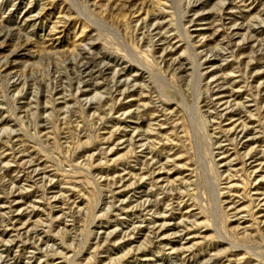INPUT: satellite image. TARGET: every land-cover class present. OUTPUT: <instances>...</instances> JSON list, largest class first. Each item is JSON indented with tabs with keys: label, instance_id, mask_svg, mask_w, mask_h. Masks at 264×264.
Instances as JSON below:
<instances>
[{
	"label": "rangeland",
	"instance_id": "374dc122",
	"mask_svg": "<svg viewBox=\"0 0 264 264\" xmlns=\"http://www.w3.org/2000/svg\"><path fill=\"white\" fill-rule=\"evenodd\" d=\"M262 8L0 0V264H264Z\"/></svg>",
	"mask_w": 264,
	"mask_h": 264
},
{
	"label": "bare ground",
	"instance_id": "6f19581e",
	"mask_svg": "<svg viewBox=\"0 0 264 264\" xmlns=\"http://www.w3.org/2000/svg\"><path fill=\"white\" fill-rule=\"evenodd\" d=\"M230 1V0H229ZM231 1H236V0H231ZM223 2V1H222ZM192 3V2H191ZM235 3V2H234ZM130 4V3H129ZM132 4V3H131ZM130 4V5H131ZM241 4V3H240ZM225 5V4H224ZM134 6V5H133ZM237 6V5H236ZM190 7V6H189ZM132 8V7H131ZM133 9V8H132ZM142 9V8H141ZM229 9V8H228ZM226 10V9H225ZM230 10H231V8H230ZM232 10H234L233 8H232ZM222 11H223V9H222ZM259 11H261L260 12V14L262 13H264V8H262L261 10H259ZM159 12V11H158ZM153 13V12H152ZM157 15V14H156ZM203 15V14H202ZM151 16V15H150ZM198 16V15H197ZM260 16V15H259ZM195 17V16H194ZM232 17V16H231ZM142 18V17H141ZM193 18V17H192ZM230 18V17H229ZM143 19V18H142ZM145 19V18H144ZM143 19V20H144ZM155 19V18H154ZM150 20H153V19H150ZM158 20H159V18H158ZM191 20V19H190ZM202 20V19H201ZM26 21V20H25ZM230 21V20H229ZM150 22V21H149ZM199 22V21H198ZM225 22V21H224ZM257 22V21H256ZM196 23V22H195ZM214 23V22H213ZM252 23V22H251ZM255 23V22H254ZM59 24V23H58ZM224 23H222V25H223ZM226 24V23H225ZM229 24V23H228ZM236 24V23H235ZM215 25V24H214ZM227 25V24H226ZM242 25V24H241ZM152 26V25H151ZM195 26V25H194ZM221 26V25H220ZM240 26V25H239ZM145 27V26H144ZM154 26H152V28H153ZM222 27V26H221ZM234 27V26H233ZM232 28V27H231ZM236 28V27H235ZM249 28H250V26H249ZM252 28V27H251ZM156 29V28H155ZM159 29V28H158ZM222 29H223V27H222ZM233 29V28H232ZM219 30H221V29H219ZM226 30V29H225ZM255 30V29H254ZM212 31V30H211ZM214 31V30H213ZM159 32V31H158ZM230 32V31H229ZM225 33V32H224ZM242 33V32H241ZM152 34H153V31H152ZM151 34V35H152ZM160 34V33H159ZM255 34V33H254ZM253 34V35H254ZM148 35V34H147ZM224 35V34H223ZM229 35V34H228ZM258 35V34H257ZM225 36V35H224ZM230 36V35H229ZM245 36V35H244ZM243 36V37H244ZM154 37V36H153ZM200 37V36H199ZM259 37V36H258ZM151 38V37H150ZM162 38V37H161ZM160 39V38H159ZM209 39V38H208ZM222 39H223V37H222ZM27 40V39H26ZM163 40V39H162ZM229 40V39H228ZM232 40V39H231ZM252 40V39H251ZM199 41V40H198ZM235 41V40H234ZM237 41V40H236ZM239 41V40H238ZM237 41V43H240V42H238ZM257 41V40H256ZM25 42V41H24ZM221 42V41H220ZM222 42H223V40H222ZM233 42V41H232ZM27 43H29V42H27ZM198 43V42H197ZM206 43V42H205ZM225 43V42H224ZM246 43V42H245ZM264 43V42H263ZM202 44V43H201ZM231 44V43H230ZM241 44H242V42H241ZM223 45V44H222ZM242 45H244V43L242 44ZM256 45V44H255ZM228 46V45H227ZM195 48L197 47V46H194ZM219 47V46H218ZM225 47V46H224ZM237 47H238V45H237ZM22 48V47H21ZM240 48H242V46L240 47ZM239 49V48H238ZM23 50V49H22ZM25 50V49H24ZM209 50V49H208ZM230 50V49H229ZM204 51V50H203ZM169 52V51H168ZM241 52V51H240ZM239 52V53H240ZM164 53V52H163ZM163 53H162V55H163ZM209 53V52H208ZM210 54V53H209ZM221 54H222V52H221ZM237 54V53H236ZM196 55V54H195ZM208 56V55H207ZM214 56V55H213ZM225 56V55H224ZM211 58H213L212 56H210ZM215 57V56H214ZM160 58V57H159ZM234 58V57H233ZM12 59V58H11ZM246 59V58H245ZM161 60V59H160ZM164 60V59H163ZM211 60V59H210ZM219 60V59H218ZM88 61V60H87ZM227 62H228V60H227ZM165 63V62H164ZM175 64V63H174ZM210 64V63H209ZM82 65V64H81ZM75 66V65H74ZM80 66V65H79ZM92 67V66H91ZM88 69H89V67H88ZM213 69H215V67L213 68ZM78 70V69H77ZM90 70V69H89ZM88 70V71H89ZM216 72V71H215ZM220 72V71H219ZM217 73V72H216ZM211 74H213V73H211ZM210 75V74H209ZM216 76V75H215ZM214 76V77H215ZM218 76V75H217ZM211 77H213V76H211ZM216 78V77H215ZM122 80V79H121ZM228 80V79H227ZM135 81V80H134ZM232 81V80H231ZM88 82V81H87ZM226 83H227V81H226ZM233 83H234V81H233ZM233 83H231V84H233ZM94 84V83H93ZM215 89L214 90H216V95L218 96V100H217V103H215V106H214V108H215V110L214 111H216V113H218V117H220V116H225V113H226V115H229V114H231V112H232V105H231V101L229 100L230 98H232V97H234L235 95L234 94H232V95H229V96H227V94H228V92H226L225 91V87L223 86V84L224 83H219V81L217 80L215 83ZM235 84V83H234ZM229 85H230V83H229ZM262 85H264V84H262ZM232 86V85H231ZM260 86V85H259ZM145 87V86H144ZM212 87V86H211ZM233 87V86H232ZM214 88V87H213ZM240 88H241V86H240ZM97 89V88H96ZM95 89V90H96ZM228 89V88H227ZM80 90V89H79ZM229 90V89H228ZM81 91V90H80ZM127 91V90H126ZM259 91V90H258ZM123 92V91H122ZM230 92H232V91H230ZM116 93V92H115ZM239 93V92H238ZM82 94V93H81ZM86 94V93H85ZM258 94V93H257ZM123 95V94H122ZM261 95V94H260ZM262 96V95H261ZM123 97V96H122ZM132 97H134V96H132ZM135 97H136V95H135ZM214 97H215V95H214ZM260 97V96H259ZM259 97L257 98L256 97V99H259ZM127 98V97H126ZM235 98V97H234ZM237 98V97H236ZM120 99H122L121 97H120ZM212 99V98H211ZM239 99V98H238ZM263 99V98H262ZM224 100H226V102H224ZM253 100H255L254 99V97H253ZM260 102V101H259ZM258 102V103H259ZM234 103V102H233ZM159 104V103H158ZM256 104V103H255ZM213 107V106H212ZM235 107L236 106H234V109H235ZM156 108V107H155ZM137 110V109H136ZM239 111H241V110H239ZM211 113V112H210ZM210 113H209V116H210ZM234 113V112H233ZM236 113V112H235ZM240 113V112H239ZM126 114V113H125ZM136 114V113H135ZM212 115V114H211ZM220 115V116H219ZM252 115V114H251ZM217 116V115H216ZM231 116V115H230ZM234 116L232 115V118H233ZM247 117V116H246ZM254 117V116H253ZM262 117V116H261ZM130 118V117H129ZM135 118V117H134ZM256 118H258V117H256ZM263 118V117H262ZM222 119V118H221ZM229 119H230V117H229ZM240 119V118H239ZM242 119V118H241ZM180 120V119H179ZM228 120V119H227ZM232 120V119H231ZM260 120V119H259ZM137 121V120H136ZM158 121V120H157ZM219 121V120H218ZM226 121V120H225ZM225 121H222V123L223 122H225ZM237 121H239V120H237ZM244 121V120H243ZM252 121H254V120H252ZM261 121V120H260ZM132 122H133V120H132ZM181 123V122H180ZM222 123H221V125H222ZM261 123V122H260ZM244 124V123H243ZM248 124V123H247ZM262 125H263V123H261ZM136 125V124H135ZM249 126V125H248ZM258 126V125H257ZM218 127V126H217ZM224 127V126H223ZM222 127V128H223ZM241 127V128H240ZM240 127H239V125L237 126V125H234L233 127H232V129L231 130H229L228 132H229V134L231 133V134H236L237 136H238V134H239V136H242V135H244L243 133H246L247 132V128L246 127H242L241 125H240ZM118 128H120V127H118ZM126 128V127H125ZM221 128V127H220ZM227 128V127H226ZM240 128V131L238 130ZM255 128V127H254ZM257 128V127H256ZM260 128V127H259ZM219 129V128H218ZM119 130V129H118ZM261 130V129H260ZM223 131V130H222ZM249 131V130H248ZM118 132V131H117ZM251 133V132H250ZM254 133V132H253ZM260 133V132H259ZM123 134H125V133H123ZM146 134V133H145ZM255 134V133H254ZM235 135V136H236ZM140 135H138L137 136V138L139 137ZM149 136V135H148ZM247 136V135H246ZM124 137V136H123ZM143 137H144V135H143ZM233 137V136H232ZM244 137V136H243ZM119 138H120V136H119ZM136 138V137H135ZM153 138V137H152ZM226 138V137H225ZM111 139V138H110ZM115 139V138H114ZM148 139V138H147ZM119 140H121V139H119ZM117 141V140H116ZM130 141V140H129ZM147 141V140H146ZM260 141V140H259ZM142 142V141H141ZM239 142V141H238ZM118 143V142H117ZM146 143V142H145ZM148 143V142H147ZM235 144V143H234ZM237 144V143H236ZM235 144V145H236ZM231 146H233V145H231ZM133 147V146H132ZM137 149V148H136ZM237 149V148H236ZM146 150V149H145ZM157 152V151H156ZM143 153V152H142ZM146 153V152H145ZM251 153V152H250ZM152 157V156H151ZM155 158V157H154ZM256 158V157H255ZM21 160V159H20ZM254 160V159H253ZM149 162H151V161H149ZM36 163V162H35ZM144 163V162H143ZM245 163V162H244ZM34 165V164H33ZM143 165V164H142ZM31 166V165H30ZM260 168H261V166H263V164L261 163L260 165ZM154 167V166H153ZM33 168V167H32ZM31 169V168H30ZM41 169H43V168H41ZM35 170V169H34ZM43 171H45V170H43ZM146 172V171H145ZM34 173V172H33ZM144 174V173H143ZM144 176V175H143ZM43 177V176H42ZM48 178V177H47ZM190 178H191V176H190ZM45 179V178H44ZM121 179V178H120ZM154 179V178H153ZM33 180V179H32ZM122 181V180H121ZM153 181V180H152ZM151 181V182H152ZM189 181V180H188ZM51 183V182H50ZM190 184H192V183H190ZM161 185V184H160ZM127 186V185H126ZM193 186V185H192ZM251 186V185H250ZM121 188H123V187H121ZM126 188V187H125ZM157 188V187H156ZM257 188V187H256ZM256 191V190H255ZM144 193V192H143ZM146 193V192H145ZM114 194V193H113ZM164 194V193H163ZM251 194V193H250ZM123 195V194H122ZM148 195V194H147ZM116 197V196H115ZM167 197V196H166ZM119 199H120V197H119ZM260 199V198H259ZM258 199V200H259ZM162 201V200H161ZM124 202V201H123ZM165 202H167V201H165ZM262 202V201H261ZM162 203V202H161ZM252 204H253V202H251ZM52 205V204H51ZM158 205V204H157ZM156 205V206H157ZM6 206V205H5ZM55 206V205H54ZM57 206V205H56ZM143 206V205H142ZM166 206V205H165ZM258 207V206H257ZM121 208V207H120ZM126 208V207H125ZM9 209V208H8ZM56 209V208H55ZM147 209H149V208H147ZM150 209H152V208H150ZM165 210H166V208H165ZM144 211V210H143ZM142 211V212H143ZM135 212V211H134ZM167 212V211H166ZM141 213V212H140ZM250 213V212H249ZM261 213V212H260ZM255 214V213H254ZM141 215V214H140ZM139 215V216H140ZM172 215V214H171ZM251 215V214H250ZM253 215V214H252ZM127 216V215H126ZM129 216V215H128ZM143 216V215H142ZM186 216V215H185ZM257 216V215H256ZM144 217V216H143ZM137 219V218H136ZM146 219V218H145ZM188 219H190V218H188ZM260 219V218H259ZM264 219V218H263ZM165 220V219H164ZM187 221V220H186ZM261 221V220H260ZM263 221V220H262ZM129 222V221H128ZM185 222V221H184ZM157 223V222H156ZM256 223V222H255ZM24 226V225H23ZM121 226V225H120ZM14 227V226H13ZM16 227V226H15ZM147 227H149V225L147 226ZM184 227V226H183ZM129 228V227H128ZM252 228V227H251ZM15 229V228H14ZM131 229V228H130ZM147 229V228H146ZM167 229H169V225H167V224H163L161 227H159V228H156V229H153V232L155 233V235L157 236V239H158V237H160L162 234H164L165 233V231H167ZM123 230V229H122ZM125 230V229H124ZM150 230V229H149ZM249 230V229H248ZM137 231V230H136ZM131 232V231H130ZM183 232V231H182ZM127 233V232H126ZM152 233V232H151ZM167 233V232H166ZM130 234H134V233H130ZM138 234V233H137ZM137 234H135L136 236H137ZM177 234H179V233H177ZM180 234H181V232H180ZM248 234V233H247ZM109 235V234H108ZM119 235V234H118ZM117 235V236H118ZM176 235V234H175ZM116 236V235H115ZM132 236V235H131ZM249 236V235H248ZM130 237V236H129ZM148 237V236H147ZM108 238V237H107ZM155 238V237H154ZM156 239V238H155ZM162 240V239H161ZM115 241V240H114ZM130 241V240H129ZM109 243V242H108ZM115 243V242H114ZM163 243V242H162ZM167 244V243H166ZM170 244V243H169ZM168 244V245H169ZM163 245V244H162ZM1 249V248H0ZM174 249V248H173ZM182 251H184V252H189V251H192V248L191 247H187V248H183L182 249ZM133 253V252H132ZM173 255V254H172ZM131 256V255H130ZM136 257V256H135ZM139 257V256H138ZM36 258V257H35ZM133 258V257H132ZM155 258V257H154ZM164 261V260H163ZM163 261H162V263H163ZM208 261V260H207ZM152 263H153V261H152ZM145 264V263H144ZM149 264V263H148ZM165 264V263H164Z\"/></svg>",
	"mask_w": 264,
	"mask_h": 264
}]
</instances>
